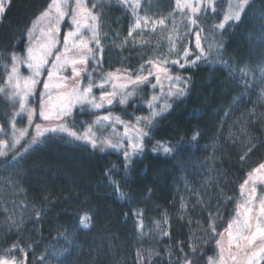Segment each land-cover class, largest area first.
<instances>
[{"label":"trees","instance_id":"trees-1","mask_svg":"<svg viewBox=\"0 0 264 264\" xmlns=\"http://www.w3.org/2000/svg\"><path fill=\"white\" fill-rule=\"evenodd\" d=\"M48 2L13 0L6 23L0 25V55L14 43L12 36L22 33ZM96 2L103 4L99 9L105 50L102 70L134 72L157 50L167 52L173 24L176 34L183 37L177 45L181 55V45L193 55L198 51L194 34L197 29L188 25L187 15L175 11L174 0L153 1L152 15L158 18L161 14L165 24L157 25L155 30L142 27L138 30L140 34L134 33L131 38L128 30L134 20L129 10L117 0ZM227 2L217 0L221 14L227 11ZM141 3L147 4V0ZM140 14L144 15L142 8ZM218 22L215 17L202 16L198 20L199 28L203 29L202 46H212L208 62L197 68L175 69L174 74L191 78L190 90L182 98H173L171 107L153 120L149 127L151 142L145 138V151L133 157L127 174L122 154L112 150L93 152L90 146H82L85 143L73 142L63 134H47L50 138H41L34 150L15 166L6 167L12 163L11 152L0 157V245L10 246L17 238L15 231L8 233L11 219L22 221L21 246L30 245L34 249L29 261L47 255L49 264H58L64 258L61 253L68 248L71 255L67 256V264H137V250L142 249L146 254L153 252V264H167V249L178 252L179 246H183L184 252L191 255L188 245L205 235L203 230L208 228L210 211L220 209L215 221L217 232L227 226L228 220L235 216V203L240 202V184L252 168L264 161V146L243 164L239 159L244 151L241 145L250 137L255 138L253 143L264 141L261 120L264 100L258 97L259 72L264 68V0H250L238 25L233 23L226 30L213 31ZM125 39L129 43L122 45ZM217 45L221 46L219 53ZM237 69L248 71L246 79L255 80L257 87L245 91L239 71H233ZM146 93L145 88L143 94ZM241 97L240 102H234ZM15 110L0 98V127L8 133L0 134V139H11L9 121ZM251 112L256 116H250ZM122 113L126 116V112ZM20 125L23 122L17 118L16 126ZM197 132L198 141L192 142ZM177 140L184 143L176 158L168 159L163 153L152 151L157 141L175 144ZM108 169H114L112 178L122 182L120 190L126 194L125 199H119L109 186L105 175ZM218 198L224 202L218 203ZM182 202L187 205L183 213ZM41 206L45 214L36 225L35 214ZM86 209L93 216L90 230L80 229L78 222V216ZM131 210L143 212V236L137 234ZM125 212L129 213L127 220ZM9 213L14 215L9 217ZM165 214L168 219L165 230L170 235L161 238L154 222ZM68 241L81 247L69 248ZM206 248L205 261L215 254V241ZM172 259H176L175 255Z\"/></svg>","mask_w":264,"mask_h":264},{"label":"snow or ice","instance_id":"snow-or-ice-1","mask_svg":"<svg viewBox=\"0 0 264 264\" xmlns=\"http://www.w3.org/2000/svg\"><path fill=\"white\" fill-rule=\"evenodd\" d=\"M117 3L129 10L133 17L134 23L128 30L129 38L133 37L134 33L139 35L138 30L147 28L149 24L152 25V30H155L157 24H165L164 19L157 21L147 13L141 15L140 0H117ZM249 4L250 0H238L235 5H229L227 12L221 14L217 9V0H176L175 11L187 15L188 25L197 29L194 33L195 48L198 50L195 55L182 45L181 55L177 45L183 37L176 34V25L173 24V35L168 38L167 52L157 50L155 56L147 59L134 72L117 69L115 72L105 73L101 67L105 50L101 43L102 14L99 11L103 4H98L96 0H49L43 10L29 21L22 33L12 36L14 43L5 49L4 55H0V98L16 109L11 113L9 121L11 139H0V157L12 153V163L6 164V167L19 164L34 150L33 145L40 143L41 138L49 139L45 134L51 133L66 134L73 142L84 141L82 146H90L93 152H105L110 148L122 153L125 161L124 171L127 174L133 157L144 153L145 138L151 142L149 133L144 131L141 125L151 127L153 120L171 105L165 104L156 111L160 106L156 104L158 97L153 95L147 101L149 116L135 117V124L122 119L121 116L112 115L111 109L105 106H112L119 97L120 105L134 107V102L130 101L137 92L145 91L141 86L163 88L162 80L169 84V96L176 99L186 96L190 90L191 78L174 74L175 69L197 68L201 63L208 62L211 55V44L202 46L203 29L199 28L198 20L202 16L218 18L219 22L213 25L212 30L223 31L232 27L233 23L238 25L242 22ZM12 6L13 0H0V25L6 23ZM128 43V39L122 41V45ZM220 51L221 46L217 45V53ZM172 56L177 58L171 59ZM220 59L222 60V57ZM22 66L26 68L27 75L21 72ZM233 71H239V79L245 91L257 87L255 80L250 82L246 79L248 71ZM252 74L256 75L255 72ZM153 79L155 83H152ZM107 84H111V90L106 88ZM259 85L258 97L264 100V68L259 72ZM94 89L100 90L98 97L94 94ZM241 99L242 97L237 98L234 102L238 103ZM77 106L79 111H75ZM101 109L107 114H99L98 110ZM85 112L94 115L95 119L90 122L80 121L81 125L88 124L87 128L80 132L75 125L78 122L77 117ZM249 115L255 117L256 113L251 112ZM225 116H228L227 112ZM18 117L27 119V127H16ZM34 118L41 122H35ZM261 120L264 121V115H261ZM33 126L35 135L21 143L29 135L28 128ZM117 126H123L122 134L117 132ZM108 128H111L112 132L106 135ZM0 134L8 135L3 127H0ZM199 135L198 132L195 133L191 138L192 142H197ZM254 139L250 137L246 144L241 145L244 149L239 157L242 164L250 159L258 148L264 146V141L253 143ZM183 143V140H177L175 144L157 141L152 151L173 159L178 156ZM113 171L114 169L106 170L108 184L118 198L123 200L126 194L120 190L122 182L112 178ZM258 185L259 191L264 193V161L252 168L240 184L239 191L243 199L235 203V216L228 220L227 226L217 232L215 221L219 218L220 209L217 207L215 213L210 211L208 228L203 230L205 235L188 245L191 255L184 252L183 246H179L178 252L167 249V264H201L202 261L204 264H264V195H257ZM228 200L231 202L232 198L229 197ZM223 202L218 198V203ZM186 210L187 205L182 202L180 211L183 213ZM90 212L91 210L86 209L83 215L78 216L80 229L90 230L92 227L93 216ZM44 214L45 210L41 206L35 214L36 225L40 224ZM8 215L12 217L14 213ZM124 216L127 220L129 213L125 212ZM131 218L137 234L143 236V212L131 210ZM154 223L161 238L170 235L165 230L168 225L166 214ZM21 224L22 221L9 220L8 233L10 235L15 231L17 238L11 241L10 246L0 245L3 247V251H0V264H33V261L35 264H49L47 255L33 257V261H29V254L34 249L30 245L21 246ZM213 240L217 253L215 256H208L205 261L206 246ZM68 246L77 249L81 247L74 245L72 241H68ZM61 255L64 258L59 259L58 264H67V256L71 255V252L66 248ZM153 255L151 251L146 254L145 250L138 249L137 264H153ZM155 255L157 259L160 258L158 253ZM174 255L175 260L172 259Z\"/></svg>","mask_w":264,"mask_h":264},{"label":"rangeland","instance_id":"rangeland-1","mask_svg":"<svg viewBox=\"0 0 264 264\" xmlns=\"http://www.w3.org/2000/svg\"><path fill=\"white\" fill-rule=\"evenodd\" d=\"M153 1H155V0H147V4H142L141 3V8L143 9V13H147L153 20H157L158 21V20H161L162 18L160 17L161 14H159L158 18H155L152 15V6H153L152 2ZM140 2H141V0H140ZM237 2H238V0H228V2H227V11L229 10V5H235ZM145 6H148V8H145ZM175 6H176V0H174V9H175ZM157 25H159V24H157ZM159 26H161V25H159ZM147 28L148 29H151L152 28V25L149 24ZM171 35H169V36H171ZM169 36H168V38H169ZM21 72L24 75H27L28 74L26 68H24L23 66L21 67ZM103 72L107 73V72H115V71L103 70ZM120 82L121 81H117V83H120ZM152 83H155V80L154 79L152 80ZM162 83H163V88H160L158 86L156 89H152L150 86H141V87L146 88L147 93L145 95V94H143L141 92H137V95L135 97H133V100L132 101H130V103H133L134 102V105H135L134 107H128V106H122V105H120L118 103L119 97L116 98V100L114 101V104L112 106L106 105L105 107L111 109L112 115H114V116H121L122 119H124L126 121H130L132 124H135V117H142V116H145L146 117V116H149L150 112H149V109L147 107V101L153 95H155V96L158 97V100L156 101V104H158L160 106L159 108L155 109L156 111H159L160 108H163V106L165 104H171V101H172V99L174 97L168 95L169 84H168V82L166 80H162ZM106 88L108 90H111V84H107L106 85ZM93 92H94V94L97 97L100 94V90L99 89H94ZM136 97L139 98L140 100H135ZM141 97H144V98L146 97V98L145 99L143 98L144 100H141ZM116 108H120L121 111H117L116 112L115 111ZM137 109H139V110H137ZM167 110H168V108L165 111H167ZM75 111H79V106H77V108L75 109ZM98 111H99V114H101V115L107 114V112L104 109H101V110H98ZM122 112L130 113V114H126V116H124V114ZM125 117H127V118H125ZM19 119H20L21 122H23V125L16 126V127L18 129L27 127V119L26 118H24V119L19 118ZM94 119H95V116L94 115H90L87 112H85V114L79 115L77 117V121L78 122L76 123L75 128L76 129H79L80 132H83L87 128L88 124L87 123H84L83 125H81V123H79V122L80 121L90 122V121H92ZM35 122H41V121L38 120V119H35ZM141 127H143V130L144 131H146V132L149 133V127H144L143 125H141ZM116 130L120 134H122L123 131H124L123 126H117V129ZM111 132H112V129L111 128H108L106 130V133L105 134L108 135V134H111ZM28 133H29V135L26 136L24 138V140L21 141V143H24L25 141L30 140L32 138V136L35 135V128H34V126L28 128ZM47 134H50V133H46L45 135H47ZM97 134H99V133H97ZM63 135L66 136V134H63ZM75 142H83V143H85L84 141H75ZM33 146H35V145H33ZM107 150H112V151L118 152V151L113 150V149H110V148L107 149ZM118 153H120V152H118ZM120 154H122V153H120ZM257 187H258V193H257V195H264V193H261L259 191L260 186L258 185ZM242 199L243 198L241 197L240 198V201ZM257 206H258V203H257ZM216 253H217V250L215 251V254L213 256H215Z\"/></svg>","mask_w":264,"mask_h":264}]
</instances>
